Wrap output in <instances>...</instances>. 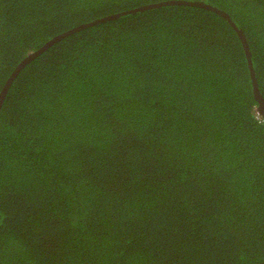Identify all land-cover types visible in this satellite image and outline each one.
Segmentation results:
<instances>
[{"label": "trees", "instance_id": "1", "mask_svg": "<svg viewBox=\"0 0 264 264\" xmlns=\"http://www.w3.org/2000/svg\"><path fill=\"white\" fill-rule=\"evenodd\" d=\"M165 0H0V91L81 24ZM243 32L264 100V0ZM0 264H264V116L228 20L169 3L68 32L0 105Z\"/></svg>", "mask_w": 264, "mask_h": 264}, {"label": "water", "instance_id": "2", "mask_svg": "<svg viewBox=\"0 0 264 264\" xmlns=\"http://www.w3.org/2000/svg\"><path fill=\"white\" fill-rule=\"evenodd\" d=\"M169 3H185V4L200 5L202 7L209 8V9H211L213 11H216V12L220 13L221 15H223L228 20V22L233 26V28L237 32V34H238V36H239V38H240V40H241V42L243 44V47H244V49L246 51V55H247V59H248V64H249L250 71H251V78H252V83H253V93H254V97L258 101V110L264 116V100L262 98V95L259 92V89H258L256 80H255V77H254V74H253V70L251 69L250 57H249V52H248V47H247V42H246L245 36H244L243 32L235 25V23L232 21V19L229 17V15L224 10L219 9V8L213 6V5L207 4V3L203 2V1L165 0V1H161V2L146 4V5H143V6H140V7H137V8H133V9H130V10L124 11V12L136 11L138 9H145V8H150V7H154V6H160L162 4H169ZM124 12H119V13H115V14H112V15H108V16H105L103 18L96 19V20H94L92 22L85 23V24H81V25H79L77 27H74V28L70 29L69 31H66V32H64V33H62V34H60L58 36L53 37L52 39L48 40L44 45H42L39 49H37V50H35V51L30 52L29 54H27L16 65V67L14 68V70L9 75L8 79L6 80V82L4 84V87L0 91V105H1V102H2V99H3L4 95H5V93L7 91V88L9 86V83L11 82V80L13 79V77L16 75V73L19 71V69L27 61H29L31 58H33L35 55H37L42 49H44L46 46H48L49 44H51L54 40H56L57 38H59L60 36L66 34L68 32H71L73 30H76V29H79L81 27L87 26V25H89L91 23H94V22H99V21H103V20H106V19L114 18V17L118 16L120 13H124Z\"/></svg>", "mask_w": 264, "mask_h": 264}]
</instances>
